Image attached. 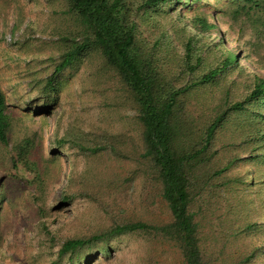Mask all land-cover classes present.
<instances>
[{"label": "trees", "instance_id": "trees-1", "mask_svg": "<svg viewBox=\"0 0 264 264\" xmlns=\"http://www.w3.org/2000/svg\"><path fill=\"white\" fill-rule=\"evenodd\" d=\"M67 2L68 9L82 25L83 35L79 40L70 39L71 43L59 54L45 79L43 91H54L62 71L78 67L92 53L98 54L102 72L111 82L113 79L118 95L121 98L123 95L134 109L132 117L128 119L130 130H113L105 137L101 130H97L94 137L99 141L102 139V144L93 141L91 146H83L80 142L76 145L91 153L107 150L116 158L131 155L130 150L124 148L137 152L134 167L125 173H140L142 182L153 186L164 204V216L162 219H113L97 232L65 236L48 264H89L94 250L109 257L111 240L121 236H134L146 244L140 264H264V238H261L260 245H250L254 228L263 226L264 230V222L237 226L232 214L234 210L229 206L230 210L224 209L223 214L218 212V230L208 236L212 241L217 239L215 246H210L207 242L211 239L207 240V236L201 233V222L207 211H214L216 207L220 210V205L226 204L220 194L221 189L231 185L232 190L235 182L245 183L243 178H226V172L240 161L257 160L264 163V151L260 150L264 147L260 144L263 139L258 136V131H262L259 126L264 125V112L259 110H264V76L240 64L239 57L227 49L220 51L214 60L210 59L213 61L208 68L198 73L192 72L203 62V57L201 47L192 43L194 33L187 26H198L201 30L216 26L206 19L205 12L198 11L201 4L209 5L207 0ZM212 5L216 15L229 28L238 26L241 30L248 29L258 42L264 41V0H212ZM139 24L149 29L151 36L155 37L153 41L139 37L143 35L141 28L138 30ZM169 29L172 35L182 38L184 51V59L176 73L177 84L171 82L175 79L174 72L170 74L166 71L168 65L165 56L171 55L169 52L174 48ZM217 43H221V40ZM249 44L254 45L252 40ZM235 46L236 52L241 49L236 42ZM252 50L245 52L244 57L250 58ZM208 53L211 52L208 50ZM191 56H194L193 61L190 60ZM254 64L264 70V47L257 52ZM211 85H221L224 94L221 93L219 99L224 101L210 107L209 98L208 101L204 100L207 97L204 91ZM231 87L235 88L236 98L225 105ZM5 107L4 95L0 90V144L4 146L8 142L9 130ZM230 113L243 114V131L251 141L260 142L251 148L252 153L247 158L239 155L246 144L247 134L239 142L235 140L239 138L236 135L224 146L216 143L219 131L228 125L235 126L228 118ZM133 137L137 142L131 141ZM29 148L28 140L18 142L9 159L12 166L21 164L31 172L39 193L37 197L31 195L37 202L31 213L38 219L40 227L50 234L43 220L46 208L42 195L44 180L53 181L55 175L49 172L55 173L56 168H49L53 163L47 162L41 170L30 157ZM225 153L229 154L227 159H224ZM215 157L219 158L217 162ZM108 167L103 163L87 165L86 170L77 177L69 178L67 186L77 190L80 195L95 198V192L101 191V182ZM130 176L128 174L127 177ZM236 189L244 192L239 186ZM71 196L65 191L60 202L69 201ZM2 200L3 195L0 194V211ZM243 205L237 209L243 210ZM220 235H223L222 239ZM245 239L248 242L245 243ZM157 252L167 254L169 262H159Z\"/></svg>", "mask_w": 264, "mask_h": 264}, {"label": "rangeland", "instance_id": "rangeland-1", "mask_svg": "<svg viewBox=\"0 0 264 264\" xmlns=\"http://www.w3.org/2000/svg\"><path fill=\"white\" fill-rule=\"evenodd\" d=\"M207 2L209 5L201 4L198 11L205 12L206 19L213 21L216 26L202 30L198 26H187L194 33L195 40L192 39V43L201 47L203 57V62L192 72L198 73L208 68L220 51L227 49L239 57L240 64L264 76V70L254 64L257 52L264 47V41L258 42L248 29L241 30L238 26L229 28L216 15L212 0ZM171 14L174 15V12ZM140 28L143 32L139 36L141 39L146 38L150 42L155 39L146 26L139 24L138 30ZM82 32V25L68 9L67 0H0V90L4 95V112L9 122L7 145L0 144V194L3 195L0 264H48L65 236L97 232L113 219H162L164 216V204L153 186L142 182L140 173H125L134 167L137 152L124 148L130 150L131 155L116 158L107 150L91 153L76 145L80 142L83 146H91L93 141L101 142L102 139L99 141L94 137L97 130L103 132V137L113 130H130L128 119L132 117L134 109L123 95L122 98L118 95L113 79L111 82L102 72L98 54L92 53L78 67L62 71L54 91H43L45 79L51 73L57 57L71 43L70 39L79 40ZM169 32L174 48L169 52L171 55L165 56L168 65L166 71L170 74L174 72L175 79L171 82L177 84L176 73L180 70L184 51L182 38L172 35L171 29ZM219 40L221 43H217ZM250 40L253 46H250ZM235 42L241 48L237 52ZM248 50H252L250 58L244 57ZM194 56L190 60L193 61ZM220 86L211 85L204 91L207 96L204 100L208 101L209 98L210 107L224 101L219 99L221 93L224 94ZM229 90L225 105L236 98L235 88ZM259 110L264 112L263 109ZM228 118L235 126L228 125L217 133L216 143L219 146L229 143L236 135L239 138L235 140L239 142L247 134L242 129L245 120L243 114L230 113ZM259 129L262 130L258 131V136L263 139L261 143L258 140L251 141L247 134L246 144L239 155H250L251 148H255L257 143L264 146V125H260ZM22 140L30 143V157L36 161L37 167L43 170L49 162L53 163L49 168H56L55 173L49 172L55 175V179L51 182L44 180L42 195L46 208L43 220L50 234L40 227L38 219L31 213V209L37 206L31 195H39L31 172L21 164L12 166L9 159L15 152L16 144ZM131 141L137 142L135 137ZM260 150L264 151V147ZM228 157L229 154L225 153L224 159ZM218 159L215 157L216 162ZM102 163L109 167L102 179L101 191L95 192L96 199L80 195L74 188L69 189L67 184L70 177H77L86 170L87 165ZM128 174L132 176L127 177ZM226 178H243L245 183L235 182L232 190L231 185L221 189L220 194L226 204L222 203L220 210L216 207L214 211H207L206 215H209H205L201 222V233L207 236V240L211 239L208 237L211 232L218 230V212L223 214L224 209L230 210L229 206L234 210L232 214L237 226L248 222H264V163L257 160L240 161L226 172ZM237 186L244 192H239ZM65 191L72 196L69 201L62 203L60 201ZM242 203L243 210L237 209ZM262 228H254L250 245L262 243ZM222 238L223 235H220ZM216 241L211 239L207 243L215 246L218 243ZM244 242H248V239ZM110 246L109 257L94 250L89 264H140L146 248L143 240L134 236L113 239ZM167 256L157 252L156 259L167 263Z\"/></svg>", "mask_w": 264, "mask_h": 264}]
</instances>
